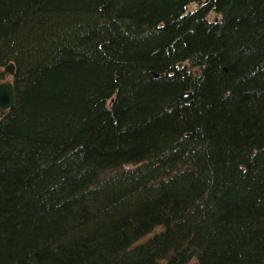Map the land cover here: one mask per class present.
<instances>
[{"label": "trees", "instance_id": "1", "mask_svg": "<svg viewBox=\"0 0 264 264\" xmlns=\"http://www.w3.org/2000/svg\"><path fill=\"white\" fill-rule=\"evenodd\" d=\"M10 61L0 264H264V0H0Z\"/></svg>", "mask_w": 264, "mask_h": 264}, {"label": "water", "instance_id": "2", "mask_svg": "<svg viewBox=\"0 0 264 264\" xmlns=\"http://www.w3.org/2000/svg\"><path fill=\"white\" fill-rule=\"evenodd\" d=\"M3 67L6 72H8L11 75L13 74L14 67L12 61L5 64ZM14 97H15V89L13 86L12 79L0 80V113H2L1 112L2 110H6L10 106H12V104L15 101Z\"/></svg>", "mask_w": 264, "mask_h": 264}, {"label": "rangeland", "instance_id": "3", "mask_svg": "<svg viewBox=\"0 0 264 264\" xmlns=\"http://www.w3.org/2000/svg\"><path fill=\"white\" fill-rule=\"evenodd\" d=\"M197 6H198V3L196 1H194V2L189 3L187 8L190 9V10H193ZM208 14H209V18H212L214 16L213 12H211V11L208 12ZM0 72H2V75H1L2 77H0V80H4V79L10 80V79H12L11 78V74H9L8 72H6L4 70V67H0Z\"/></svg>", "mask_w": 264, "mask_h": 264}]
</instances>
